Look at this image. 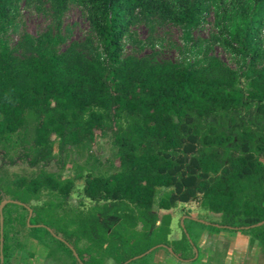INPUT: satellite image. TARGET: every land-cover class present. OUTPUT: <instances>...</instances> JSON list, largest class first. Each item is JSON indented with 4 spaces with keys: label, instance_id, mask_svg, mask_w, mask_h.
<instances>
[{
    "label": "trees",
    "instance_id": "16d2710c",
    "mask_svg": "<svg viewBox=\"0 0 264 264\" xmlns=\"http://www.w3.org/2000/svg\"><path fill=\"white\" fill-rule=\"evenodd\" d=\"M16 1L0 0V16ZM49 2L58 18L71 2L80 3L98 51L88 58L72 43L59 52L47 33L30 39L31 56L1 52L0 144L21 141L23 158L36 167L56 147L111 133L115 171L85 178L83 195L93 203L87 209L70 206L75 179L61 180L45 168L10 183L0 177V204L11 198L3 215L4 264L25 252L8 245L9 206L31 214L20 215L22 223L43 236L46 258L56 264H147L160 249L182 262L195 260L189 226L172 241L169 216L160 223L154 211L160 187L172 188L160 209L194 204L218 216L213 232H242L264 246V0ZM210 6L218 18L215 40L242 61L240 71L215 58L176 67L123 57L122 42L138 18L193 29ZM44 193L50 200L32 205Z\"/></svg>",
    "mask_w": 264,
    "mask_h": 264
},
{
    "label": "rangeland",
    "instance_id": "374dc122",
    "mask_svg": "<svg viewBox=\"0 0 264 264\" xmlns=\"http://www.w3.org/2000/svg\"><path fill=\"white\" fill-rule=\"evenodd\" d=\"M227 4L224 6L226 7ZM222 12L224 8L219 11L220 14ZM217 20L216 10L211 6L204 12L199 26L193 29L166 22L159 17L138 18L129 35L122 42L123 57L132 55L147 58L153 63L170 64L176 67L188 65L201 67L206 61L215 58L232 70L240 71L242 61L226 51L215 40L218 36ZM47 33L57 41L56 49L59 52L64 51L72 43H77L79 51L88 58L93 57L98 51V41L90 29L85 10L80 3L71 2L65 14L58 18L49 0H17L8 10L7 17L0 16V53L6 51L19 57L31 56L33 51L30 39L36 40ZM262 38L264 40V29ZM260 67H264V55ZM32 134L33 125L31 123L25 132L24 145L26 147L30 145ZM24 152L21 141L7 146L0 144V157L4 153L8 156L5 161L0 158V177L10 183L19 177L30 178L36 175L41 168H45L61 180L75 179L76 186L70 196V206L87 209L93 203L83 195L84 180L88 175L113 173L117 149L112 143L111 133H107L97 134L89 142L67 146L63 150L56 147L52 158L36 167H32L29 161L23 158ZM261 160L264 163V157ZM171 190L172 188H157L154 211L159 214L160 223H164L165 217L169 216L170 236L179 237L180 233L182 235V224L192 225L194 230H198L200 237L197 256L199 259L196 262L194 260L182 262L166 251L165 256L169 258L167 263L264 264V246L252 241L248 235L240 233L233 236L229 232L213 234L207 228L201 229L198 220L213 223L218 219V216L207 210L194 204L181 203L169 211L160 209V199ZM6 200L9 204L11 198L7 197ZM49 200L50 197L44 193L41 201L32 202V205H41ZM6 212L10 248L26 249L28 240V247L35 245L30 240L43 245L45 241L43 236L32 234L22 223L20 215L30 217V214L18 210L15 206H9ZM193 220L197 221L192 222ZM216 251L219 253V258H213ZM17 262L15 260V263ZM110 263L114 264L113 261Z\"/></svg>",
    "mask_w": 264,
    "mask_h": 264
},
{
    "label": "crops",
    "instance_id": "0c3cea01",
    "mask_svg": "<svg viewBox=\"0 0 264 264\" xmlns=\"http://www.w3.org/2000/svg\"><path fill=\"white\" fill-rule=\"evenodd\" d=\"M217 220L218 219H216L213 223L217 222ZM194 221L195 220H193L192 222H194ZM197 222L200 225L201 229L202 228H207L208 231L211 232V233H213V234L220 233V232H229V233H232L233 236H236V234L242 233V232L225 231V230H222L220 232H213L210 229V225L213 224V223L203 222V221H199V220ZM182 226H183V229H184V226L185 225L182 224ZM187 226H189V230H190L191 237H192V239L196 243L197 255H198V252H199V249H198V242H199V240L198 239H199L200 235L198 233V230H194V228L192 227V225H187ZM242 234H244V233H242ZM244 235H246V234H244ZM181 236H182L181 233H180L179 237H175V235L174 236H170V240H172V241L179 240L181 238ZM32 241H33V243H35V245H31V246L28 247V243H29V240H28L27 241V245H26L25 252L24 251L23 252L22 251L15 252L13 254L12 258H11L12 261H10L9 264H14L15 263V260L18 261L15 264H39V262L41 264H56L54 261L46 258V253H45L44 246L40 245L35 240H30V242H32ZM166 251H169L172 254L171 250L160 249V250H157L156 252L152 253L148 257L147 262H150V264H170V263H167L169 261V258H166V256H165ZM27 253H32V254H34V256L28 257L26 255ZM213 258H219L218 251H216L214 253ZM198 259H199V257L196 256V259L194 261L196 262ZM110 261H113V260H111V259L110 260H107L106 261V264H111ZM114 264H115V262H114Z\"/></svg>",
    "mask_w": 264,
    "mask_h": 264
},
{
    "label": "water",
    "instance_id": "95a60500",
    "mask_svg": "<svg viewBox=\"0 0 264 264\" xmlns=\"http://www.w3.org/2000/svg\"><path fill=\"white\" fill-rule=\"evenodd\" d=\"M8 203L6 199L0 205V264H4V256H3V245H4V217H3V209L5 205ZM31 215V214H30Z\"/></svg>",
    "mask_w": 264,
    "mask_h": 264
}]
</instances>
